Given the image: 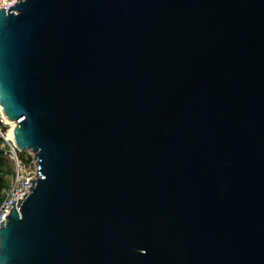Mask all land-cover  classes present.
<instances>
[{"label": "water", "instance_id": "obj_1", "mask_svg": "<svg viewBox=\"0 0 264 264\" xmlns=\"http://www.w3.org/2000/svg\"><path fill=\"white\" fill-rule=\"evenodd\" d=\"M0 107V264H264V0H18Z\"/></svg>", "mask_w": 264, "mask_h": 264}, {"label": "built area", "instance_id": "obj_2", "mask_svg": "<svg viewBox=\"0 0 264 264\" xmlns=\"http://www.w3.org/2000/svg\"><path fill=\"white\" fill-rule=\"evenodd\" d=\"M18 0H0V8L14 5ZM1 110V107H0ZM15 124L9 121L0 111V146L3 154L10 159L13 164V170L10 175L7 185L1 188L3 196L0 202V222L9 213L13 207V202L16 200L15 206L18 208V199L22 198L23 194L31 191V183L28 179L31 177H38L37 173V159L32 151H28V155L23 156L12 137L8 135L9 128ZM9 126L8 129L6 127ZM1 226V225H0Z\"/></svg>", "mask_w": 264, "mask_h": 264}, {"label": "trees", "instance_id": "obj_3", "mask_svg": "<svg viewBox=\"0 0 264 264\" xmlns=\"http://www.w3.org/2000/svg\"><path fill=\"white\" fill-rule=\"evenodd\" d=\"M0 142H1V138H0ZM8 158L3 154V151L1 149L0 146V202L3 198L2 194H1V188L5 185H7L10 175L12 173L13 168L9 171V169L7 170L5 167L8 166Z\"/></svg>", "mask_w": 264, "mask_h": 264}, {"label": "rangeland", "instance_id": "obj_4", "mask_svg": "<svg viewBox=\"0 0 264 264\" xmlns=\"http://www.w3.org/2000/svg\"><path fill=\"white\" fill-rule=\"evenodd\" d=\"M9 128V126H7L6 127V129H8ZM9 133V132H8ZM22 155L23 156H25V155H28V151L27 150H23L22 151ZM8 166L7 167H5L7 170L9 169V171L13 168V164H12V162L10 161V159H8Z\"/></svg>", "mask_w": 264, "mask_h": 264}, {"label": "bare ground", "instance_id": "obj_5", "mask_svg": "<svg viewBox=\"0 0 264 264\" xmlns=\"http://www.w3.org/2000/svg\"><path fill=\"white\" fill-rule=\"evenodd\" d=\"M0 111H1V113L4 115L2 109H1ZM4 116H5V115H4ZM5 117H6V116H5ZM8 132H9L8 135H12V126L9 128Z\"/></svg>", "mask_w": 264, "mask_h": 264}]
</instances>
